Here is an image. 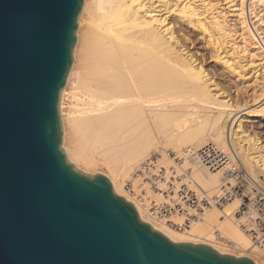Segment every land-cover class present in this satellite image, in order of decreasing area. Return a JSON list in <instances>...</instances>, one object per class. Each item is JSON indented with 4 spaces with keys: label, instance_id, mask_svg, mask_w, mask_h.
<instances>
[{
    "label": "bare ground",
    "instance_id": "obj_1",
    "mask_svg": "<svg viewBox=\"0 0 264 264\" xmlns=\"http://www.w3.org/2000/svg\"><path fill=\"white\" fill-rule=\"evenodd\" d=\"M261 7L264 0H85L60 103L63 148L78 169L107 176L117 195L135 205L141 220L172 242L205 244L221 255L247 257L255 264H264V250L245 225L256 211L249 206L238 216L239 198L206 209L185 231L150 218L144 207L150 198L163 200L159 190L172 176L183 180L175 182L177 187L185 183L209 197L220 193L224 169L208 171L187 158L178 165L169 152L182 157L188 149L227 148L264 184L262 137L251 132L240 115L244 106L189 50L190 38L177 26L180 22L197 31L215 62L261 99ZM258 108L264 132V103ZM153 153L159 155L153 175L166 171L159 188L148 181L145 170ZM127 182L133 193L126 191ZM174 220L181 218L176 215Z\"/></svg>",
    "mask_w": 264,
    "mask_h": 264
},
{
    "label": "water",
    "instance_id": "obj_2",
    "mask_svg": "<svg viewBox=\"0 0 264 264\" xmlns=\"http://www.w3.org/2000/svg\"><path fill=\"white\" fill-rule=\"evenodd\" d=\"M85 0H0V264H255L174 243L63 148Z\"/></svg>",
    "mask_w": 264,
    "mask_h": 264
},
{
    "label": "built area",
    "instance_id": "obj_3",
    "mask_svg": "<svg viewBox=\"0 0 264 264\" xmlns=\"http://www.w3.org/2000/svg\"><path fill=\"white\" fill-rule=\"evenodd\" d=\"M168 154L178 165L183 164L187 158L199 161V165L208 171L224 169L220 193L218 196L209 197L202 189L191 188L185 183L177 187L175 182L183 180L181 177L172 176L171 180H166V187L159 190L164 196L163 200L156 201L150 198L148 205L144 207L149 217L163 221L177 231H185L201 218L206 209L213 206L223 207L226 203L239 198L242 203L238 216L248 211L249 206L256 211L255 217L247 222L245 229L264 250V184L252 178L239 157L229 149H220L216 145H210L198 152L188 149L182 157H177L172 152ZM158 157L159 155L154 154L145 165V170L149 174L148 181L154 188H159V182L166 177L165 169L159 170L160 176L152 173V170L157 169ZM231 161L232 165L226 166ZM141 174H144V171ZM127 189L133 193L132 186ZM176 215L181 218L178 222L174 220Z\"/></svg>",
    "mask_w": 264,
    "mask_h": 264
},
{
    "label": "rangeland",
    "instance_id": "obj_4",
    "mask_svg": "<svg viewBox=\"0 0 264 264\" xmlns=\"http://www.w3.org/2000/svg\"><path fill=\"white\" fill-rule=\"evenodd\" d=\"M247 8H248V3H247ZM258 10H261L262 14H264L263 7H261ZM261 12L259 11L257 13H261ZM249 18H250L249 20H251V23H253L252 20L254 21V19H252V17ZM177 26L181 30L183 35H186L190 38V41L187 43L189 50L196 53L198 55L197 57L200 60H202L205 66H207V68H209L215 74L217 81H219V83L221 84V87L224 90H227L226 92L229 95L231 94L230 96L232 98H234L235 100H239L241 102V104L244 106L246 111L240 112V115H243L247 120V125L249 126L251 132L259 134L262 137V140L264 141V132L261 129V123H263V118L261 114V109L258 108L264 103V97L261 99L254 98L251 91L249 92V90H245L247 85H244L242 81L234 79L233 77L228 75L227 72H225L220 67V65H218L215 62V60L212 58L209 48L206 46L205 41L197 31L193 30L187 25L180 24V22ZM249 110L255 113L253 117H248V115H246V112ZM154 154L155 153H153L151 156H153ZM78 170L82 171L81 169ZM82 172L85 173L84 171ZM87 174L94 176L99 173H92V174L87 173ZM127 187H131L129 182H127L125 185L126 191L129 192Z\"/></svg>",
    "mask_w": 264,
    "mask_h": 264
}]
</instances>
